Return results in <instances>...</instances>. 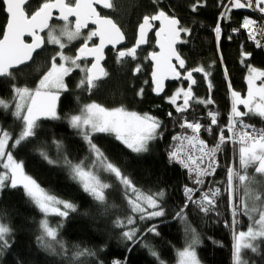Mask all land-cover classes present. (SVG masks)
I'll use <instances>...</instances> for the list:
<instances>
[{"label": "trees", "instance_id": "obj_1", "mask_svg": "<svg viewBox=\"0 0 264 264\" xmlns=\"http://www.w3.org/2000/svg\"><path fill=\"white\" fill-rule=\"evenodd\" d=\"M42 2L43 0H31L26 11L30 14ZM68 2L71 0H67ZM112 3L114 8L102 11L101 14L110 16L119 25L129 44L142 17L154 14L161 8L169 15L174 13L182 25L192 30L190 36L181 34V39L187 42L179 43L177 50L185 60V69L202 66L210 73V76L205 78L203 73L194 72L197 83L192 87L195 97H210L214 104L205 106L193 102L192 108L184 115L190 120H199L206 127L209 124L207 111L217 112L218 125L213 126V132L208 133L202 129L200 133L207 144L213 143L220 126L228 122L231 91L235 90L242 96L247 95V65L264 69V53L254 49L247 39L246 30L232 32L233 28L240 26L245 16L251 17L249 9H233L229 14L230 19L220 22L222 34L218 51L213 29L220 12L224 11L219 7V0H201L202 6L195 12L191 10L195 0H155V3L153 0H112ZM225 3H228V0H225ZM5 22L3 6L0 5V35ZM48 50H41L28 65L13 69L11 77H0V99L9 103L8 109L0 108V127L12 133L14 138L21 130V121L13 116L16 103L13 100V88L23 85L35 87L51 63L53 54H47ZM152 50L153 44L149 42L144 50L136 54V59L125 58L121 63L117 62V56L109 55L104 65L108 75L96 81L91 91L86 84L80 86L83 76L79 72H71L66 77V88L59 93L56 101L59 119L42 117L39 121L40 130L34 139L22 142L16 149L9 148L17 160L24 162L25 171L29 175L36 178L45 189L77 205V211L69 213L63 228L59 230L57 239L63 242L64 250L53 242V253L37 242V236L41 235L39 221L42 218L37 209L26 199L22 190L5 191L0 199V219L11 227L12 235L9 240L14 243L11 249L0 256V264H14L17 260H22L23 264H110L113 260H126L127 264H159L157 258L150 254V249L158 253L159 260L164 264H172L176 260V252L193 238V232L186 231L188 226L195 229V235L199 239L196 253L202 264H234V234L248 227V220L239 208L241 214L235 218V229L232 228L233 219L229 204L227 169L232 159L235 166V155L232 152L238 146L231 143L222 145L221 151L216 155L219 166L206 181L220 187L221 197L215 207L204 213L195 203H191L185 209L187 225L181 219L174 218L185 203L184 186H189L192 182L186 177L183 168L176 162L169 161L168 153L176 142L172 137L179 133L181 128L178 126L179 115L175 112V107L168 102L167 96L178 87L187 88L189 82L183 79L169 82L165 93L155 96L150 83L151 64L148 58ZM241 51L251 53L243 64ZM137 65L140 71L134 72ZM225 67L227 77L224 73ZM185 69L178 68L181 73H184ZM209 81L211 90L208 87ZM141 89L143 95H137ZM92 102L106 108L122 106L141 115L147 113L156 117L163 125L162 138L151 141L149 151L139 155L132 154L111 134H93V142L137 188L147 194L164 190L165 195L160 199L165 213L163 217L140 220L135 215L136 227L140 231L155 224L158 236L147 233L142 242L135 245L123 240L121 232L124 229L116 227L115 221L125 220L131 214V209L119 181L109 177L110 188L105 191L106 203L101 205L82 191L76 181L71 179L66 168L49 165L37 151L44 148L54 160L67 155L74 163L85 157L89 158L86 142L78 135V130L70 127L68 121L80 111L82 105ZM169 112L173 114L171 118L168 116ZM244 120L264 128V118L250 114ZM53 139L62 143L59 156L52 144ZM11 143L12 141L9 142L10 145ZM52 220L58 222L60 218L55 216ZM143 244H148L149 247H143ZM84 248L91 250L95 255L74 258V253ZM245 261L247 264H255L253 257Z\"/></svg>", "mask_w": 264, "mask_h": 264}, {"label": "snow or ice", "instance_id": "obj_2", "mask_svg": "<svg viewBox=\"0 0 264 264\" xmlns=\"http://www.w3.org/2000/svg\"><path fill=\"white\" fill-rule=\"evenodd\" d=\"M155 3V0H153ZM30 0H0L3 6V12L6 22L3 26L2 39H0V77H11L12 69L19 68L33 59V53L37 49H41L45 43L44 38L39 32L48 29V43L58 45L60 51L51 57V65L48 70L39 79L36 88L15 87L13 100L15 103V111L13 116L21 121V130L14 138L12 133L0 127V199L3 198L5 191H13L20 189L23 191L26 199L37 209L38 213L43 217L39 221V229L41 235L37 236V242L46 249L55 253L52 243L60 245L64 250L63 242L58 240L59 230L63 228L70 212L77 211V205L71 201L64 200L42 187V185L25 171L23 161L17 160L13 156V152L9 150L16 149L22 142L34 139L40 130V119L51 118L59 119L56 112V101L59 96V90L66 88L65 77L68 76L75 68H80L79 61L82 57H94L95 62L91 68L82 69L86 72V79L80 81V86L85 84L91 91L95 86V82L107 76V72L101 66L103 59V51L106 45L115 46L120 44L124 39V33L113 19L102 17L97 12L96 6H102L105 9H113L112 0H71L66 3L65 0H43L40 5L29 14L26 11ZM202 6L201 0H195L191 5L193 12ZM219 7L224 9L221 11L215 28V38L218 44L222 34L221 21L230 19V13L233 9H251L253 13H258L257 18L245 16L238 28H233L232 32H239L241 29L246 30L247 37L253 41L256 47L264 48V0H219ZM59 11V18L67 22L70 16L75 17L74 30H70L68 24L60 30L61 36L55 35V30L49 27V21L52 19L53 10ZM97 25L96 30L89 33L87 40L93 37H99V44L88 47L85 42L76 53L75 57L64 55L63 49L66 44L62 42L64 38L70 43L80 36L82 28L87 27L89 21ZM159 21L160 27L156 31L158 37L157 44L159 52H151L150 58L155 62L152 72L154 83V92L160 94L164 91V80L171 78L174 80L188 81V87H178L175 92L167 97L168 102L175 107V112L179 115V128L191 131L177 133L172 137L173 141L178 144L168 153L169 161L182 165L189 173V179L192 180L191 187L184 186L185 203L184 206L175 214L174 218L181 219L187 225V217L185 209L195 203L204 213L209 212L216 205V197L220 192L219 188L208 189L202 191L198 185L205 184V177L214 174L219 166L216 155L221 151L222 145L232 143L239 145V164L242 169H247L249 165H257L255 171L264 173V128H257L254 125L245 123L244 118L251 115L264 118V69L247 65L248 75L246 77L248 89L247 95L242 96L241 93L231 91V111L228 117V123L217 133L218 143L209 147L207 142L200 136L201 130L208 133L213 132V126L218 125L219 114L214 111H207L209 124L205 127L199 120H190L185 113L192 108L193 102L199 105H211L214 101L209 97L207 99L197 98L193 92V85L197 83L193 73H203L204 77L210 76V73L204 67H196L191 70L185 69V60L181 58L176 51L178 43H186L181 39V34L190 36L191 29L181 24V21L173 13L169 15L162 8L151 15H144L138 23L137 38L135 44L127 49L119 50L117 54V62L121 63L125 58L136 59L137 49L147 42L146 37L154 22ZM32 37L31 43H25L23 37L25 35ZM260 37L261 39H258ZM231 39V36H229ZM251 56V53L241 51V63ZM221 62L223 57L221 55ZM57 59L61 63H57ZM173 59L178 61V65L173 64ZM71 64V67L66 66ZM179 69H185L181 73ZM140 67L134 69L139 72ZM227 77V68H224ZM259 81V83H257ZM147 83V82H146ZM211 90V82L208 83ZM229 88L231 85L229 83ZM137 95H143L141 89ZM178 103V101H181ZM243 105L245 111L240 110ZM9 103L0 99V108L8 109ZM172 112L168 116L172 117ZM71 128L78 130V135L86 142L88 152L91 157V163L86 165L85 159L74 163L71 159L64 155L62 159H52L44 148L37 149L39 155L49 164L66 168L69 171L71 179L81 187L82 191L90 196L97 203L104 205L106 203L105 191L110 185L100 179V172L113 175L122 185L125 198L134 215H130L126 220L117 219L115 225L123 230L121 237L123 240L135 245L141 243L147 233L159 235L156 231L157 225L153 224L144 231H140L136 227V217L138 214L140 220L153 219L164 216V209L160 205V199L165 195L164 190L157 193L147 194L137 188L132 180L124 175L121 169L111 162L102 149L93 142L94 133H108L114 135L115 139L122 144L132 154H142L149 151L151 141L162 138L163 125L156 117L147 113L141 115L134 111H128L124 107L106 108L98 103L92 102L84 105L80 115H73L68 121ZM225 132L228 135H225ZM12 141L11 145L9 142ZM52 144L57 149L59 156L62 149V143L53 139ZM246 175H242L234 171L231 166L227 169V184L229 191V204L232 208L233 226L236 223L237 210L240 208L244 215L255 213V207L249 209L247 204L243 202L240 205L233 204V184L238 181L240 187H245L247 180ZM248 195L247 190L245 196ZM194 197H198L195 198ZM259 199V197H256ZM87 215V213H84ZM49 216H57L60 218L59 224L51 226L48 220ZM193 232L192 243L179 252L180 264H200L194 244L199 243L198 237L195 235V229L190 226L186 231ZM12 235L10 226L4 224L0 219V256L12 248L14 241L10 242L9 237ZM260 238H264V210L259 211V218L254 221V225H250L247 230L240 231L236 236L234 244V264H247L242 259V249L256 252L258 245L253 242ZM143 247H149L143 244ZM78 247V246H77ZM131 251V249H129ZM150 254L156 257L159 264H164L159 260L157 252L150 249ZM23 255V254H21ZM83 255H95L91 250L84 248L74 253V258ZM14 264H23L22 260L14 261ZM103 264V262H100ZM112 264H127V261H112Z\"/></svg>", "mask_w": 264, "mask_h": 264}, {"label": "rangeland", "instance_id": "obj_3", "mask_svg": "<svg viewBox=\"0 0 264 264\" xmlns=\"http://www.w3.org/2000/svg\"><path fill=\"white\" fill-rule=\"evenodd\" d=\"M65 26V24L64 25H61L60 27H58V31L57 32H55V34H58V33H60V35H61V29L63 28ZM68 26H69V29H71V26L68 24ZM57 63L59 64V63H61V61L59 60V59H57ZM79 64H80V68H75L72 72H74V71H76V72H79V74L80 75H82L83 76V80L84 79H86V72L85 71H83L82 69H87V65H85L83 62H81V61H79ZM50 65H51V63H50ZM50 65H49V67H50ZM66 66H69V67H71V64L69 63V64H67ZM48 67V68H49ZM48 70V69H47ZM67 77V76H66ZM66 77H65V80H64V82H65V85H66ZM37 85H38V83H37ZM36 85V86H37ZM23 86H25V85H23ZM36 86L34 87V88H32V87H28V88H31V89H35L36 88ZM20 87V86H19ZM26 87V86H25ZM177 89V88H176ZM175 89V90H176ZM63 89H60L59 90V93H60V91H62ZM175 90L172 92V94L175 92ZM15 94V93H14ZM171 94V95H172ZM171 95H169V96H167V97H170ZM16 102V101H15ZM179 102H182V100L181 101H178V103ZM84 105H86V104H84ZM84 105H82V107H81V109H80V111L77 113V114H75V115H80L81 114V110L83 109V107H84ZM115 108V107H114ZM109 109H111V108H109ZM112 135V134H111ZM114 136V135H113ZM237 148L238 147H236V150L234 149V151L232 152V154H234L235 156V166H234V164H233V159L231 160V164H230V166L233 168V170L234 171H237V172H239L240 174H242V175H246L247 176V180H246V182H245V187H240L239 186V183H238V181H234V184H233V193H232V195H233V199L235 200V203L236 204H241L242 202L244 203V204H247V206H248V208L249 209H251V208H253V207H255L256 209H257V211L255 212V213H250V215H251V219H249V215H245V217L247 218V220H248V222H247V225H248V227L250 226V225H254V221L256 220V219H258L259 218V211L260 210H264V173H257L256 171H255V167L257 166V165H249L248 166V168L245 170V169H242L241 167H240V164H239V156H238V151H237ZM91 163V157H89L87 160H86V165L87 164H90ZM99 175H100V179L103 181V182H105V183H107V184H109L110 185V180H109V177H114L113 175H110V174H108V173H104V172H100L99 173ZM114 179H116L115 177H114ZM247 190V192H248V195L247 196H245V191ZM256 197H259V199H256ZM240 211L242 212V210L240 209ZM243 213V212H242ZM239 214V213H238ZM241 214V213H240ZM130 215H134L132 212H131V214ZM130 215H128V216H130ZM136 216H137V218L139 219V217H138V214H135ZM232 215V214H231ZM127 216V217H128ZM239 216V215H238ZM238 216H236V217H238ZM53 217H55V216H49L48 217V220H49V223H50V225L51 226H56L57 224H59V222L60 221H58V222H53ZM126 217V218H127ZM235 217V218H236ZM43 218V217H42ZM41 218V219H42ZM126 218H125V220H126ZM232 219H233V216H232ZM51 223H54L55 225H52ZM236 223H237V220H236ZM247 227V228H248ZM232 228L233 229H235V225L233 226V224H232ZM124 230H127V229H124ZM247 230V229H246ZM245 230V231H246ZM188 232V231H187ZM235 236L237 235V234H234ZM233 235V236H234ZM234 238V237H233ZM192 240H193V238L191 239V241H189V242H187L186 244H185V246L182 248V249H179L177 252H176V260H175V262L174 263H172V264H180V256H179V252L180 251H182L185 247H187L189 244H191L192 243ZM199 240V239H198ZM255 245H258V250L256 251V252H252V251H250V250H245V249H242V259L245 261L247 258H251V257H253V261L255 262V264H257V263H260V264H264V238H260V239H258L257 241H254L253 242ZM198 244V243H197ZM197 244H194L193 245V247H194V249H195V251H196V245ZM197 254V253H196ZM200 261V260H199ZM200 264H202L201 262H200Z\"/></svg>", "mask_w": 264, "mask_h": 264}, {"label": "flooded vegetation", "instance_id": "obj_4", "mask_svg": "<svg viewBox=\"0 0 264 264\" xmlns=\"http://www.w3.org/2000/svg\"><path fill=\"white\" fill-rule=\"evenodd\" d=\"M30 1H31V0H30ZM65 2L67 3V0H65ZM96 8H97V10L99 11V14H100L101 16H108V15L101 14L102 11H107L108 9H105V8H103L102 6H99V5H97ZM109 17H110V16H109ZM66 23L69 24V25L71 26V29H70V30H74L75 25H74V21H73L72 19H70V20H68L67 22H65V21H63V20H59V19L53 18V19L51 20V22L49 23V27H50L51 29H54L55 32H57V31H58V27H60L61 25L66 24ZM158 23H159V21H156V22L154 23L152 29H150V33H149V36H148V39H147V43H146V45L143 46V47H139V48L137 49L136 54H137L138 52H140L141 50H144V49L149 45V42H152V44H153V50L150 51L149 54L155 50V48H154L153 30L156 29V28L158 27V25H159ZM94 30H95V28H94L93 26H91V25H87V27H86L85 29H81L80 36H79L76 40H74V41H72V42L69 43V42L67 41V39L64 38V39L62 40V42H64V43L66 44V47L63 49L64 55H66V56H70V57H75V56H76V53H77V50H78L82 45H84L85 42L87 43L88 47L95 46V45L97 44V38H96V37H93L91 40H87V37H88L89 33L92 32V31H94ZM48 31H49L48 29H45V30H43V32L41 33L42 37H43L44 40H45L44 46H43V48H42L41 50H43V49H45V48H46V49H49V50L47 51V52H48L47 54H51V52H52V54H53V56H54L58 51H60V49H59L58 45H54V44L48 43V39H47V37H48ZM2 34H3V28H2V32H1L0 37L2 36ZM55 35H56V36H61L60 33L55 34ZM124 36H125V34H124ZM135 38H136V33H135V36H134V38H133V40H132V42H131L130 44L127 42V39H126V36H125V42H124V44H122V45H120V46H117L116 48H114V47H107V48L104 50L105 57L107 58L109 55L117 56L119 50H123V49H127V48L132 47V46L134 45ZM26 40L28 41V39H26ZM177 46H178V45H177ZM41 50H40V51H41ZM51 50H52V51H51ZM40 51H39V52H40ZM39 52H37V53H39ZM37 53H35V55H36ZM35 55H34V56H35ZM34 56H33V57H34ZM106 58H105V62H106ZM31 61H32V60H31ZM80 61L83 62L85 65H87V69H88V66H89V64H90V61H88L85 57H82V58L80 59ZM105 62L103 63V65L106 64ZM27 65H28V64H27ZM23 66H26V65H23ZM23 66H20V67H23ZM20 67H19V68H20ZM19 68H17V69H19ZM104 68H105V67H104ZM15 70H16V69H15ZM38 82H39V80H38ZM38 82H37V83H38ZM36 85H37V84H36ZM36 85H35V86H36ZM20 87H25V86H20ZM26 87H27V86H26ZM33 88H34V87H33ZM30 89H31V88H30ZM64 89H65V88H64ZM64 89H63V90H64ZM60 92H61V91H60Z\"/></svg>", "mask_w": 264, "mask_h": 264}, {"label": "water", "instance_id": "obj_5", "mask_svg": "<svg viewBox=\"0 0 264 264\" xmlns=\"http://www.w3.org/2000/svg\"><path fill=\"white\" fill-rule=\"evenodd\" d=\"M97 12H99L98 10H97ZM102 17H105V16H102ZM106 17H108V18H111V17H109V16H106ZM53 18H56V19H59V20H62V19H60L59 18V11L58 10H56V9H54L53 10V16H52V19ZM52 19H50V21H49V23L51 22V20ZM70 19H72L73 21H74V25H75V17L74 16H70L69 17V20ZM112 19V18H111ZM114 21V20H113ZM159 25H158V27L156 28V29H154L153 30V37H154V48H155V52H159L160 51V48H159V45L157 44V40H158V37L156 36V31L159 29V27H160V22L158 23ZM87 25H91V26H93L94 28H95V30H96V28H97V25L96 24H94V23H92V21L90 20L89 22H88V24ZM118 25V24H117ZM119 26V25H118ZM86 28V27H85ZM85 28H82V29H85ZM138 28V27H137ZM122 31V30H121ZM43 31H41V32H39V35H41V33H42ZM149 33H150V30L148 31V33H147V37H146V40L148 39V36H149ZM42 36V35H41ZM97 38V44L96 45H98L99 44V37H96ZM136 38H137V31H136ZM136 38H135V40H136ZM0 39H2V36H1V38ZM23 39H24V41H25V43H31L32 42V37L31 36H29V35H25L24 37H23ZM26 39H28V41L26 40ZM124 42H125V39L120 43V44H117V45H115V46H112V45H106L105 46V48H104V50L107 48V47H114V48H116L117 46H120V45H122V44H124ZM147 43V42H146ZM146 43L145 44H143V45H141L140 47H143V46H145L146 45ZM134 44H135V42H134ZM179 44V43H178ZM177 44V45H178ZM95 45V46H96ZM177 45L175 46L176 47V51L178 52V50H177ZM44 46V45H43ZM43 46H42V48H43ZM93 47V46H92ZM41 48V49H42ZM41 49H37L34 53H33V56L35 55V53H37V52H39ZM153 51V52H154ZM88 61H90V64H89V66H88V68H91V65L95 62V60H94V57H91V56H87V57H85ZM105 54H104V51H103V59L101 60V66L104 68V65H103V63L105 62ZM148 58H149V62H150V64H151V74H150V83H151V85H152V91H153V94L155 95V96H161V95H163L164 93H165V90H166V87H167V84L169 83V82H173L174 81V79H171V78H168V79H165L164 80V91L163 92H161L160 94H156V92H154V83H153V78H152V72H153V70H154V67H155V62L154 61H152L151 60V58H150V54L148 55ZM31 61H29L28 63H26L25 65H27V64H29ZM173 64H176L178 61H176L175 59H173ZM23 66V65H22ZM14 69H17V68H14ZM13 70V69H12ZM105 70V69H104ZM102 79V78H101ZM100 80V79H99Z\"/></svg>", "mask_w": 264, "mask_h": 264}, {"label": "built area", "instance_id": "obj_6", "mask_svg": "<svg viewBox=\"0 0 264 264\" xmlns=\"http://www.w3.org/2000/svg\"><path fill=\"white\" fill-rule=\"evenodd\" d=\"M249 11L251 12V18H257V17L259 16L258 13H253V11H252L251 9H249ZM236 28H238V27H236ZM246 36H247V32H246ZM247 39H248V37H247ZM258 39H261V38L258 37ZM248 40H249V39H248ZM249 42L252 44V46L254 47V49L261 50V51H263V53H264V48L256 47V45H255V43H254L253 41H250V40H249ZM261 42L264 43V39H262ZM227 123H228V122H227ZM227 123L222 124V125L220 126V128H223L225 125H227ZM245 123H246V122H245ZM247 124H248V123H247ZM250 125H253V124H250ZM254 126L257 127V128H263V127L258 126V125H254ZM220 128H219V129H220ZM219 129H218L217 133L219 132ZM182 132H188V134H191V131H190V130H187V129H181V131H180L179 133H182ZM225 135L227 136L228 133L225 132ZM216 143H218V136H217V134H216V137H215L214 142L211 143V144H208V146H209V147H212V146H214ZM177 144H178V142H175L174 147H175ZM231 145H233V146H239L238 144L234 145V144H232V143H231ZM174 147H173V148H174ZM177 165L180 166L181 168H183L182 165H180L179 163H177ZM183 170H184V172H185L186 177L189 179V173L187 172V170H186L185 168H183ZM212 176H213V174L210 175V176L205 177V184H204V185H198L197 187L201 188L202 191H207L208 189H216V188H219V189H220L219 186L213 185V184H211L210 182H206V181H207L208 179H210ZM191 182H192V180H191ZM191 186H193V185H192V184L189 185V187H191ZM220 197H221V191L219 192V194H218L217 197H216V204L218 203ZM195 198H198V197H194V199H195ZM233 204L237 205V204L235 203V200H234V199H233ZM230 208H231V207H230ZM238 213H240V212H239V208H238V210H237V215H236V216L239 215ZM231 214H232V208H231ZM232 216H233V215H232ZM113 261H115V260H113ZM110 264H112V262H111Z\"/></svg>", "mask_w": 264, "mask_h": 264}, {"label": "crops", "instance_id": "obj_7", "mask_svg": "<svg viewBox=\"0 0 264 264\" xmlns=\"http://www.w3.org/2000/svg\"><path fill=\"white\" fill-rule=\"evenodd\" d=\"M240 110H241V111H245V109H244V106H243V105H241V106H240ZM246 123H247V122H246ZM248 124H250V123H248ZM253 125H254V124H253ZM237 151H239V146H238V148H237Z\"/></svg>", "mask_w": 264, "mask_h": 264}]
</instances>
